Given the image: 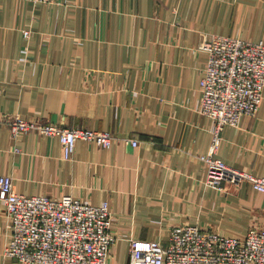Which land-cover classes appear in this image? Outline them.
Masks as SVG:
<instances>
[{"label": "crops", "instance_id": "crops-1", "mask_svg": "<svg viewBox=\"0 0 264 264\" xmlns=\"http://www.w3.org/2000/svg\"><path fill=\"white\" fill-rule=\"evenodd\" d=\"M207 34L264 39V0H0V174L19 193L107 200L116 236L107 264H129L131 239L166 243L174 224L239 239L264 225V192L208 185L197 157L213 128L196 108ZM8 114L138 144L77 139L62 158L56 135L13 138ZM220 136L218 157L264 176V91L257 114ZM5 229L0 201V264H29L4 252Z\"/></svg>", "mask_w": 264, "mask_h": 264}, {"label": "built area", "instance_id": "built-area-1", "mask_svg": "<svg viewBox=\"0 0 264 264\" xmlns=\"http://www.w3.org/2000/svg\"><path fill=\"white\" fill-rule=\"evenodd\" d=\"M30 1L49 4L56 0ZM21 31L23 37L30 34L28 28ZM198 46L207 56L199 77L201 94L196 108L213 122L210 146L197 154L205 182L221 188L222 180L232 184L246 181L264 192V176L232 167L216 155L223 126H237L242 116L257 114L264 91V39L207 34ZM5 118L15 139L29 130L58 136L62 158L71 157L77 139L94 141L101 147L119 138L138 144L136 138L109 130L61 127L18 114ZM0 201L8 236L6 254L29 264L108 263L116 236L107 200L92 204L69 194L19 193L13 190L12 176L0 174ZM129 264H264V225H250L239 239L197 224H174L166 243L131 239Z\"/></svg>", "mask_w": 264, "mask_h": 264}]
</instances>
